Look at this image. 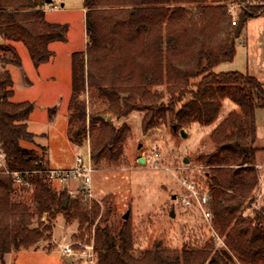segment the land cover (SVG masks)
Segmentation results:
<instances>
[{
    "label": "trees",
    "instance_id": "trees-1",
    "mask_svg": "<svg viewBox=\"0 0 264 264\" xmlns=\"http://www.w3.org/2000/svg\"><path fill=\"white\" fill-rule=\"evenodd\" d=\"M247 0H84L87 10L88 46L72 54V95L69 101L67 136L73 144L92 135V161L122 155V144L130 128L117 127L102 119L143 112V132L167 121L177 133L199 123L217 121L223 101L231 99L241 111L230 112L212 131L214 149L198 160L207 169L211 225L223 240L217 248L215 236L202 245L181 249L161 243L135 253L129 219L122 227L108 225V211L95 232L97 264H264V206L250 215L260 172L256 155V110L264 109V84L240 71L217 73L221 63L236 58L237 25L229 13L242 5L246 20L264 15V5ZM46 0H0V139L16 171L50 167L46 146L36 143L29 130L34 111L30 101L13 100V77L6 68L20 64L15 43L23 42L35 65L51 61V45L66 42L69 26L47 20ZM246 4V5H245ZM5 53L11 54L6 57ZM88 99V101H87ZM37 145L40 155L33 147ZM30 184L27 186V184ZM33 191L34 206L17 198V191ZM66 189L46 177L24 176L18 184L13 176L0 174V260L20 250L38 249L52 239L54 221L63 213L67 222L79 219V229L99 216V206L88 210ZM47 214L49 222H44ZM38 225L33 227L35 220Z\"/></svg>",
    "mask_w": 264,
    "mask_h": 264
},
{
    "label": "rangeland",
    "instance_id": "rangeland-1",
    "mask_svg": "<svg viewBox=\"0 0 264 264\" xmlns=\"http://www.w3.org/2000/svg\"><path fill=\"white\" fill-rule=\"evenodd\" d=\"M52 1L53 3L46 4V7L55 9L48 14V20L69 26L66 42L53 44L51 49L55 54L54 58L40 66L35 65L25 43L17 42L15 45L21 62L9 64L6 69L10 71L14 81L16 95L13 100L30 101L35 107L28 121L29 130L36 134L38 145L47 147L46 160L49 166L53 169H71L76 166L79 157L88 164L93 147L94 133L89 134V126L86 128L87 139L82 145H74L67 138L68 105L72 94L71 55L85 50L87 42L82 8L84 0ZM246 3L264 5V0H247ZM232 7L239 15L238 5L234 4ZM0 43H5L1 35ZM235 46V60L220 64L215 71L220 73L237 70L255 76L264 84V15L251 17L245 23L239 37H236ZM5 56L9 58L11 54L5 53ZM3 70L0 62V72ZM47 78H50L48 82ZM32 84L35 87L31 88ZM223 102L217 121L205 126L194 123L184 129L186 135L181 131L172 132L170 121L144 134L142 111L132 112L124 118L113 116L112 121L117 127L127 125L130 131L122 144V155L119 158L102 156L98 163L93 160L95 171L92 187L95 200L90 210L95 205L99 206L97 220L94 224L85 223L80 230L79 219L68 223L61 213L53 222L51 240L40 243L38 249L7 254L5 264H86L76 257L71 263L66 262L67 256L62 249L68 244H74L78 248L80 243H93L101 217L108 211V225L117 229L122 227L125 220L123 217L129 213L136 254L160 243L173 249H181L183 245L198 246L214 236L216 247H224L223 240L213 231L211 221H206L195 208L186 209L181 200L186 193L181 184L183 178L192 180L201 192L209 191L206 183L209 167H203L198 158L214 149L211 133L218 124L230 112L241 111L240 105L231 99ZM256 117L258 140L255 143L264 147V109H257ZM26 146L35 148L40 155L43 152L37 145ZM157 153L160 154L159 157L155 156ZM141 157H145V163H139ZM260 157L264 161V153ZM185 159H189V163H185ZM259 172L260 175L264 173V166ZM70 187L75 188L72 184ZM32 193L31 189L26 192L18 190L16 194L17 198L27 201L33 207ZM252 198L253 203L245 210V215L264 206L261 182ZM173 210L174 217L171 216ZM34 220L33 227H36L38 220ZM42 220L50 221L46 213ZM0 264H3L1 260Z\"/></svg>",
    "mask_w": 264,
    "mask_h": 264
},
{
    "label": "built area",
    "instance_id": "built-area-1",
    "mask_svg": "<svg viewBox=\"0 0 264 264\" xmlns=\"http://www.w3.org/2000/svg\"><path fill=\"white\" fill-rule=\"evenodd\" d=\"M242 5H238L239 14ZM233 17V26L238 25L239 15L237 10L233 7L229 12ZM155 156L159 157L157 153ZM95 171L93 167V161L90 159L86 164L82 157H79L76 162V166L71 169H53L51 167L44 168V170H28V171H16L11 169L9 156H7L4 150L2 140L0 139V174L6 176H13L16 183L23 184L24 176L37 175L40 177H46V179L53 183L56 187H60L68 190L69 196L77 198L80 195L81 203L87 208L91 209L95 200V194L92 187V176ZM74 185L75 188H71L70 185ZM181 184L186 190L185 195H182L181 200L186 209L195 208L206 221L212 219L211 211L209 210V191L201 192L198 185L195 184L189 178H183ZM30 184L28 183L27 186ZM62 252L65 256L71 257L72 260L80 258L84 260L86 264H97L98 253L95 250V239L91 244L80 243L78 248L74 247V244H68L63 247Z\"/></svg>",
    "mask_w": 264,
    "mask_h": 264
},
{
    "label": "crops",
    "instance_id": "crops-1",
    "mask_svg": "<svg viewBox=\"0 0 264 264\" xmlns=\"http://www.w3.org/2000/svg\"><path fill=\"white\" fill-rule=\"evenodd\" d=\"M51 3H53V1L51 2ZM48 4V3H47ZM62 8H64V5H62L61 6ZM82 8H83V14H84V17H85V24H86V14H87V10L84 8V1H83V6H82ZM44 9H45V12H46V18H47V20H48V14L49 13H51V12H53L55 9H53V8H51V7H44ZM49 21V20H48ZM53 23V22H52ZM55 23V22H54ZM86 40H87V42H86V48H85V50L87 49V46H88V43H89V40H88V36H87V24H86V38H85ZM54 44H56V43H54ZM53 45V44H52ZM52 45H51V48H52ZM15 47H16V45H15ZM17 49V48H16ZM85 50H83V51H85ZM54 56H55V54H54ZM54 56H53V58H54ZM72 56V55H71ZM50 62V61H49ZM47 63V62H46ZM42 64H44V63H42ZM222 64V63H221ZM220 66V65H219ZM218 66V67H219ZM218 67H216V68H218ZM215 68V69H216ZM71 72H72V59H71ZM51 79H53L54 81L56 80V78L55 77H51ZM48 80H50V78H47L46 79V81L48 82ZM14 87V86H13ZM33 87H35V85L34 84H32L31 85V88H33ZM71 89H72V78H71ZM13 90H14V88H13ZM46 90V92L48 93V90L47 89H45ZM46 93V94H47ZM15 95H16V92H15V94H14V97H15ZM72 95V94H71ZM13 97V98H14ZM31 117V116H30ZM112 118H113V115H112ZM68 130V129H67ZM67 138H68V136H67ZM69 139V138H68ZM258 140V133H257V138H256V141ZM70 141V140H69ZM71 142V141H70ZM72 143V142H71ZM73 144V143H72ZM75 145V144H74ZM255 145L259 148V149H261L258 153H257V155H256V166H258V168L259 169H261V167L262 166H264V161H261V153H264V147H260V146H258L256 143H255ZM259 182H261V190H262V192H263V190H264V173L262 174V175H260V180H259ZM67 258L68 257H66V262H67Z\"/></svg>",
    "mask_w": 264,
    "mask_h": 264
},
{
    "label": "water",
    "instance_id": "water-1",
    "mask_svg": "<svg viewBox=\"0 0 264 264\" xmlns=\"http://www.w3.org/2000/svg\"><path fill=\"white\" fill-rule=\"evenodd\" d=\"M52 2V0H46V3H48V4H50ZM247 18H246V15H245V13L244 12H241L240 14H239V23H238V25H237V27H236V29H235V33H234V36H233V41L236 39V37H239V35H240V33H241V31H242V29H243V27H244V25H245V23L247 22V20H246ZM102 119H104V120H107V121H111L112 120V115H103L102 116ZM181 133L183 134V135H186V133H185V130H181ZM146 162V159H145V157H141L140 159H139V163L141 164V163H145ZM185 163H189V159H185ZM175 195H174V197H173V199L175 200ZM68 200H69V196L65 199V207H67V205H68ZM128 215H129V213H127L126 215H124V217L123 218H125V220L126 219H128ZM171 216L172 217H174L175 216V212H174V210L171 212ZM67 262L68 263H71L72 262V258L71 257H68L67 258Z\"/></svg>",
    "mask_w": 264,
    "mask_h": 264
}]
</instances>
